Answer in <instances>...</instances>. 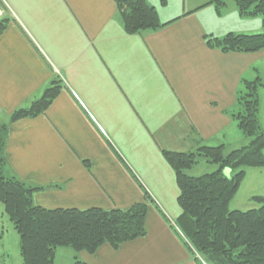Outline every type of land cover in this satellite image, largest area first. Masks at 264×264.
I'll return each instance as SVG.
<instances>
[{
    "label": "crops",
    "instance_id": "crops-1",
    "mask_svg": "<svg viewBox=\"0 0 264 264\" xmlns=\"http://www.w3.org/2000/svg\"><path fill=\"white\" fill-rule=\"evenodd\" d=\"M147 1L167 25L129 34L116 0H0L8 172L46 208L129 209L152 199L146 235L94 254L59 247L56 264H198L172 226L182 210L163 150L229 152L249 142L231 113L243 79L264 81V49L226 53L206 36L260 33L262 18L241 16L234 0L220 12L210 0ZM56 78L62 90L43 114L10 120ZM260 110L264 127V88Z\"/></svg>",
    "mask_w": 264,
    "mask_h": 264
},
{
    "label": "trees",
    "instance_id": "trees-1",
    "mask_svg": "<svg viewBox=\"0 0 264 264\" xmlns=\"http://www.w3.org/2000/svg\"><path fill=\"white\" fill-rule=\"evenodd\" d=\"M243 17H261L264 27V0H234ZM218 12L223 0H210ZM124 30L139 34L164 27L156 7L147 0H116ZM8 19L0 21V35ZM211 48L222 52H257L264 49V31L230 32L222 37L206 36ZM264 81L243 79L237 94L238 110L231 113L248 144L226 152L223 145H204L195 152L163 150L176 174L178 203L182 213L176 220L187 238L190 250L196 249L207 264H264V196H254L260 203L249 210L230 209V203L246 177L247 167H264V127L260 115V90ZM62 90L56 78L41 97L28 107L14 111L10 120L43 114ZM6 124H0V202L20 236L23 264H56L59 247L94 254L104 244L118 248L122 243L146 235V215L151 197L129 209L100 207L88 209L46 208L36 205V189L10 174L4 160ZM203 157L218 164L212 173L193 176L187 173ZM191 245V246H190ZM194 253V252H193ZM198 264H203L196 258ZM73 264H88L74 258Z\"/></svg>",
    "mask_w": 264,
    "mask_h": 264
},
{
    "label": "rangeland",
    "instance_id": "rangeland-1",
    "mask_svg": "<svg viewBox=\"0 0 264 264\" xmlns=\"http://www.w3.org/2000/svg\"><path fill=\"white\" fill-rule=\"evenodd\" d=\"M237 8V6H236ZM253 18V17H252ZM263 20V19H262ZM218 164L208 163L203 157L190 169L189 173L201 176L212 173L218 169ZM246 177L242 182L238 193L230 203V209L249 210L260 206L253 197L264 196V167H247ZM189 170V169H188ZM189 246V244H188ZM191 246V245H190ZM189 250L191 247H188ZM191 253L194 259L198 258L203 264H207L196 249ZM0 264H23L20 254V236L12 221L4 212V206L0 202Z\"/></svg>",
    "mask_w": 264,
    "mask_h": 264
},
{
    "label": "built area",
    "instance_id": "built-area-1",
    "mask_svg": "<svg viewBox=\"0 0 264 264\" xmlns=\"http://www.w3.org/2000/svg\"><path fill=\"white\" fill-rule=\"evenodd\" d=\"M56 72L59 73L58 70H56ZM172 225L176 228V230H178L182 234V236H184L181 229L178 227V225L176 223L173 222Z\"/></svg>",
    "mask_w": 264,
    "mask_h": 264
}]
</instances>
